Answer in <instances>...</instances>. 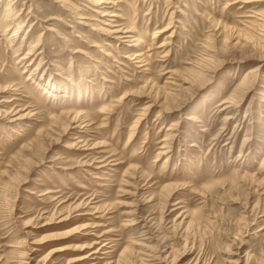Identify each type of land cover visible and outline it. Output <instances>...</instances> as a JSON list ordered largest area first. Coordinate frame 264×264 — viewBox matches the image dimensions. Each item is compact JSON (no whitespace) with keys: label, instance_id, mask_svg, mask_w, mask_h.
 Returning a JSON list of instances; mask_svg holds the SVG:
<instances>
[{"label":"rangeland","instance_id":"374dc122","mask_svg":"<svg viewBox=\"0 0 264 264\" xmlns=\"http://www.w3.org/2000/svg\"><path fill=\"white\" fill-rule=\"evenodd\" d=\"M91 1L0 0V264H264V0Z\"/></svg>","mask_w":264,"mask_h":264},{"label":"bare ground","instance_id":"6f19581e","mask_svg":"<svg viewBox=\"0 0 264 264\" xmlns=\"http://www.w3.org/2000/svg\"><path fill=\"white\" fill-rule=\"evenodd\" d=\"M256 2H258V1H261V0H255ZM92 3H93V5L95 6H97L98 7V5H100V4H104V1H101V2H95L94 0H92L91 1ZM91 3V4H92ZM245 3H249V2H245ZM104 16V15H103ZM120 31H114V32H112V34H114V33H119ZM105 33H107V32H105ZM124 33H126V32H124ZM125 41V40H124ZM133 42H135V40H133ZM36 48V47H35ZM75 53H77V52H75ZM139 55V54H138ZM139 67V66H138ZM251 72H249V74H250ZM248 74V73H247ZM245 78V77H244ZM245 80V79H244ZM186 81H184V83H185ZM244 84V83H243ZM1 91V90H0ZM2 91H4V90H2ZM129 96V95H128ZM122 99H123V97H122ZM222 104H225V105H227V108L229 107L228 106V104H230L228 101L226 102V101H224V102H222ZM226 109V108H225ZM221 110H223V108L221 109ZM227 111V110H226ZM168 112V111H167ZM4 115H7L6 113H4ZM15 115H17V117L15 118V120H11V121H16V120H21V119H24L25 117H27V116H25V115H19L18 116V113L17 114H15ZM80 116H82V114H80V113H78V114H65V117L67 118L66 119V121H67V123H68V125L65 127L66 129L67 128H69V129H76V128H78V127H80V126H74V127H72V125H74V124H77L78 122H80ZM188 120H191V118H187ZM80 124H82V123H80ZM80 128H82V126L80 127ZM68 130V129H67ZM173 131V130H172ZM86 146V143L85 142H82L81 140L80 141H76V142H74V143H71V148H77L78 147V149H81L82 147H85ZM99 161V160H98ZM101 161V160H100ZM80 163V162H79ZM86 165L85 163H81V165ZM101 167H103V166H101ZM67 221V218H62V219H59L57 222L58 223H64V222H66ZM65 224V223H64ZM93 254V253H92ZM83 259H85V258H83ZM87 259V258H86ZM79 261V260H78ZM234 264V263H233Z\"/></svg>","mask_w":264,"mask_h":264}]
</instances>
